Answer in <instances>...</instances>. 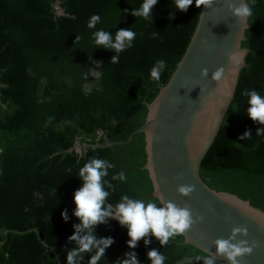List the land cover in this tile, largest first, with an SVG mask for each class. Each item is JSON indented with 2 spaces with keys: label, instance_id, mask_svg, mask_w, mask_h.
<instances>
[{
  "label": "trees",
  "instance_id": "1",
  "mask_svg": "<svg viewBox=\"0 0 264 264\" xmlns=\"http://www.w3.org/2000/svg\"><path fill=\"white\" fill-rule=\"evenodd\" d=\"M54 2L0 0V264H59L54 252L66 264L73 246L68 237L79 223L73 193L82 185L79 169L91 158L115 165L104 178L115 186L113 191L105 185L110 193L106 205L115 206L127 195L160 206L144 168V132L126 144L89 146L81 152L69 148L77 142L124 140L144 122L147 103L170 79L202 8L193 0L185 12L175 9L174 0H157L151 20L131 14L143 0H60L63 14L56 13ZM93 14L101 21L89 29ZM247 21L241 41L248 49L246 64L199 174L210 188L264 211V135H256L262 125L247 116L248 98L241 94L255 89L264 96V0H256ZM128 28L136 33L133 46L111 64L114 53L95 47L92 32L104 29L114 35ZM158 59L167 68L154 81L150 69ZM246 130L252 136L241 140ZM122 171L126 182L112 179ZM65 209L67 221L61 216ZM95 233L114 238L98 264H119L117 258L126 251L136 252L140 264H150L147 252L152 248L165 255V264L206 254L183 243V235L165 246L154 236L148 245L141 239L130 249L127 227L116 220L97 225ZM88 259L86 255L84 264Z\"/></svg>",
  "mask_w": 264,
  "mask_h": 264
},
{
  "label": "water",
  "instance_id": "2",
  "mask_svg": "<svg viewBox=\"0 0 264 264\" xmlns=\"http://www.w3.org/2000/svg\"><path fill=\"white\" fill-rule=\"evenodd\" d=\"M229 2L238 5L241 0H214L211 8L202 6L195 31L170 79L147 103L144 122L126 139L104 144L77 142L69 151L126 144L135 134L144 132V168L153 183L152 195L160 202L171 201L179 207L187 205L194 218L195 215L203 217L183 234V243L205 252L202 256L214 254L217 238H228L233 227L245 226L247 236L238 234L237 239L247 240L249 245L255 242L256 247L251 255L238 258L240 264H264V211L235 194L210 188L199 174L200 163L234 96L239 71L246 64L248 49L241 46V41L246 38L248 21L243 24L233 15ZM53 6L57 14L64 13L60 0H55ZM218 67H223L225 74L220 82H215L211 74ZM203 68L209 70L207 77L201 76ZM182 184L194 185L195 191L189 196L181 195L177 187ZM196 256H186L171 264L203 262V258L197 260ZM215 263L229 264V261L217 256Z\"/></svg>",
  "mask_w": 264,
  "mask_h": 264
},
{
  "label": "clouds",
  "instance_id": "3",
  "mask_svg": "<svg viewBox=\"0 0 264 264\" xmlns=\"http://www.w3.org/2000/svg\"><path fill=\"white\" fill-rule=\"evenodd\" d=\"M213 2L214 0H195V6L211 8ZM255 3L256 0H241L238 5L229 2L228 8L244 24L253 15ZM156 4L157 0H143L138 8L132 9L131 14L136 18L152 20L153 8ZM192 4L193 0H174L175 9L180 11L186 12ZM169 16L171 18L173 13H169ZM100 21L101 17L98 14H93L87 27L95 29ZM156 35L157 33H153V37ZM135 37L136 33L130 28L119 29L114 35L104 29L92 32V41L95 47H103L114 53L110 57L111 64L119 62V54L133 46ZM78 39L79 37L76 36L75 40ZM166 68L165 60H156L150 69V78L159 81ZM208 71L207 68L201 69V76L207 77ZM224 74L225 69L218 67L212 72L211 79L220 82ZM241 94L248 98L247 116L262 125L257 129L256 135H264V96H261L255 89H244ZM113 124H116L115 120H113ZM251 136L250 130H246L240 139L244 140ZM114 167L115 165L107 160L91 158L79 169L78 177L82 181V185L76 188L73 193V201L76 205L73 215L78 218L79 223L73 225L74 232L68 237V241L73 246L67 250L66 264H84L86 255L90 257L86 264H98L102 258L105 260V250L114 243V238L111 236L98 237L95 228L99 224H106L109 220H116L121 226L127 227V235L130 238L127 245L130 249H135L137 242L141 239H144L145 245L150 244V237L153 236L162 246H165L170 238L185 234L193 224L203 220L200 215H195L194 218V213L189 206L179 207L177 204L165 200H161L160 206H158L154 202L146 203L143 200L123 195L115 206L106 205L110 193L105 190V185L113 191L115 186L104 178L108 176V170ZM112 179L126 182L127 177L122 171L114 175ZM177 191L183 196H189L195 191V186L182 184L177 187ZM61 216L65 221L68 220L67 209L61 213ZM228 219L229 217L226 216L225 220ZM238 234L247 236V227H233L228 238H217L214 241L216 246L214 254L196 256L197 260L203 258V264H215L216 257L222 256L229 261V264H240L238 258L251 255L256 244L253 242L249 245L247 240H238ZM123 257L117 258L119 264H140L137 253L134 251H126ZM147 260L150 261V264H165L166 257L161 251L152 248L147 252Z\"/></svg>",
  "mask_w": 264,
  "mask_h": 264
}]
</instances>
